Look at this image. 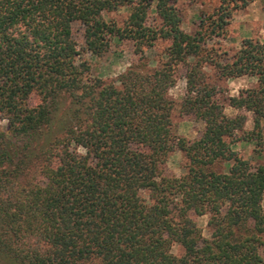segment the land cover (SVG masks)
<instances>
[{"label":"trees","instance_id":"16d2710c","mask_svg":"<svg viewBox=\"0 0 264 264\" xmlns=\"http://www.w3.org/2000/svg\"><path fill=\"white\" fill-rule=\"evenodd\" d=\"M176 1L0 0V264H264V164L232 148L261 153L264 43L246 37L227 53L215 42L253 0L208 12L199 1L189 31ZM120 7L121 25L104 19ZM112 38L131 41L136 62L108 80L90 75L82 55L100 57ZM241 76L254 85L225 95ZM175 108L202 123L197 138L176 134ZM174 150L183 172L167 176Z\"/></svg>","mask_w":264,"mask_h":264},{"label":"rangeland","instance_id":"374dc122","mask_svg":"<svg viewBox=\"0 0 264 264\" xmlns=\"http://www.w3.org/2000/svg\"><path fill=\"white\" fill-rule=\"evenodd\" d=\"M197 1L203 2V8L207 12L210 11L213 8V5L216 3V0ZM263 3L264 0H253L243 8L238 9L231 14L229 23L226 26L224 38H220L218 39V41H215L220 46V49L225 50L227 53H231L232 51L238 48L240 40L246 37L257 39L264 43V14L262 12ZM175 5L181 10L180 28L184 31L192 30L196 22L192 23L193 19L191 17L184 16L185 3L183 1H176ZM127 13L128 10L125 7H120L116 11L104 13L103 17L104 19H112L117 25H121ZM153 18L154 14L149 11L147 13L146 21L149 24H153L155 23V21H153ZM244 23L247 25V31L242 29ZM190 26L191 28L189 29ZM73 27L75 39L77 40V42H80L81 28H79L78 25H74ZM132 48L133 47L131 41H116L112 38L109 41V47L107 51L103 53L100 57H93L87 54H83L81 58L87 60L89 64L90 75L108 80L124 71L129 64L136 62L137 55L133 53ZM160 49L161 44L159 41H156L152 47L144 51V57L150 66H155L159 61L160 54H156V52L160 51ZM182 72V69L178 67L175 73V84L168 90L169 96L173 99L176 105L179 104L184 94V81L180 77L182 75ZM254 82V78L247 76H241L228 80L225 84L227 92L223 93L225 95H235L238 89L251 87L254 85ZM28 101L30 103L36 102V96L31 95ZM235 112L237 111H233L230 108L225 109V113L229 115H232ZM245 115L246 122L244 124V128L248 130L251 127L250 114L245 112ZM171 120L176 134L188 140L197 138L203 127L200 121L193 119V117L190 115L180 114L177 108H175L174 112L172 113ZM4 125L5 122L1 120L0 126L3 127ZM261 125L263 144L261 147L260 156H257L253 152V150H255V147L251 142H235L232 146V148L235 149L241 155L242 158L248 161L250 167H254L258 164H264V121H262ZM182 164L183 161L181 153L177 150H174L166 158V161L163 165V173L167 176H178L183 172ZM261 204L264 212V196ZM193 219L196 222L198 228L200 229L201 235L203 237H207L209 231L206 227V216H193ZM172 252H174L175 254H179L180 248L177 245H174L172 246ZM263 252L264 244L259 250V253L261 255L264 254Z\"/></svg>","mask_w":264,"mask_h":264},{"label":"crops","instance_id":"0c3cea01","mask_svg":"<svg viewBox=\"0 0 264 264\" xmlns=\"http://www.w3.org/2000/svg\"><path fill=\"white\" fill-rule=\"evenodd\" d=\"M177 1H183L185 3L184 16L191 17L193 19L192 23L196 22V18L195 17H197V15L199 14L200 10L203 7L202 3H200L197 0H192V1H189V0H177ZM190 28H191V26L189 27V29ZM246 28H247V25L244 23V25L242 26V29L247 31Z\"/></svg>","mask_w":264,"mask_h":264}]
</instances>
